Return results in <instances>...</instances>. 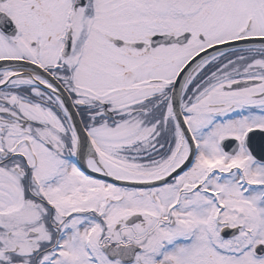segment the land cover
<instances>
[{"label": "snow or ice", "instance_id": "snow-or-ice-1", "mask_svg": "<svg viewBox=\"0 0 264 264\" xmlns=\"http://www.w3.org/2000/svg\"><path fill=\"white\" fill-rule=\"evenodd\" d=\"M0 264H264V0H0Z\"/></svg>", "mask_w": 264, "mask_h": 264}]
</instances>
